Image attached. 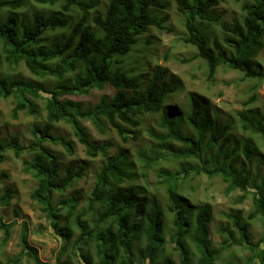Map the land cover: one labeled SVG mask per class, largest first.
<instances>
[{"label": "trees", "instance_id": "trees-1", "mask_svg": "<svg viewBox=\"0 0 264 264\" xmlns=\"http://www.w3.org/2000/svg\"><path fill=\"white\" fill-rule=\"evenodd\" d=\"M34 1L41 6L58 7L59 11H37L33 23L20 21L14 15L0 21V67L5 64L17 70L23 65L40 79H63L76 69L75 62L80 61L86 65V74L75 82L50 86L22 76L10 78L0 75V99L13 97L15 100L12 120H18L21 113L33 117L45 114L44 122L33 127L34 140L28 146L21 144L18 134L11 136L8 143L0 141V163L5 161L7 151L16 158L26 154L31 156L24 161V172L37 181L30 199L39 205L60 239L59 260L66 258L65 264H217L226 250L241 247L251 252L245 264H264V237L254 243L251 235L252 222L258 218L264 222V179L260 185H255L252 193L254 208L248 216L242 218L230 214L229 218H234L233 226H221L219 234L224 239L218 248L214 247L212 240L211 210L204 206L195 214L181 200L182 189L190 176L206 175L211 179L221 177L228 185V193L241 190L243 195L239 201L243 202L252 179L245 165L238 163V155L243 152L252 163L255 155L252 142H246L243 149L239 143L230 147L233 131L230 124L202 125L205 106L195 97L192 98L193 110L188 119L196 135L186 134L183 131L185 116L174 113L167 105L176 97L178 84L161 85L163 77L156 76L152 82L146 77L145 83H150L143 92H139L141 78L112 67L113 56L133 51L141 35L149 33L147 43L150 46L154 44L155 39L150 35L152 28L174 31L166 17L161 18L154 13V10L168 8L165 0H109L105 12L97 10V0ZM224 1L175 0L178 11L185 17L187 37L184 40L197 48L195 55L182 61H205L208 81H214L219 68L226 66L242 74V79L255 80L260 84L264 82V70L256 60L264 49V0L242 3L243 14L234 21L224 20V15L218 12ZM25 4V0H0V10L18 9ZM72 10L80 15L75 23L69 15ZM215 26L221 30L220 37ZM66 27L70 29L67 38L43 43L42 37L46 32ZM69 51L68 57L73 61L63 58ZM62 58L59 64L49 63ZM166 79L170 80L167 76ZM258 84L251 88V95L243 101L244 107H250L257 101ZM106 87L114 89L115 95H106L94 105L85 106L71 98ZM39 100L44 106L39 104ZM148 113L163 114V132H153L158 142L137 150L139 171L136 170L137 163L127 154L109 157L108 145L95 142L84 124L85 120H90L101 130L109 126L127 143L141 137L143 118ZM238 117L244 134L258 135L264 141V113L244 109L238 112ZM60 122L71 126L87 157H109L97 174L92 200L84 210L80 209L77 196H67L69 188L83 176V168L74 172L67 166L66 174L62 175L60 158L44 145L50 141L62 145L69 155L75 154V145L68 137L54 134V126ZM164 163H176L178 169H165ZM156 169L158 183L171 202L168 206L173 215L171 241L180 255L179 262L166 254L170 231L166 222L168 211L154 199L145 198V186L134 184ZM12 192L8 189L0 197V206L11 205ZM56 195L61 196L58 202L55 201ZM96 204L100 207V214L92 223L90 219ZM15 223H7L0 216L4 243L9 241ZM28 231L25 223L20 235L22 249L6 264H21L26 256L35 264H46L39 257V249L31 244ZM189 239L197 253L191 249ZM137 243H145V246L138 249ZM193 255L196 261L192 259ZM224 264L242 263L230 261Z\"/></svg>", "mask_w": 264, "mask_h": 264}, {"label": "rangeland", "instance_id": "rangeland-1", "mask_svg": "<svg viewBox=\"0 0 264 264\" xmlns=\"http://www.w3.org/2000/svg\"><path fill=\"white\" fill-rule=\"evenodd\" d=\"M26 4L18 9L4 8L0 10V21L7 20L9 15H14L20 21L25 20L27 23H33V16L37 11H44L50 13L51 11L58 12L59 8L47 7L36 3L34 0H25ZM99 12H105L109 0H97ZM245 1L251 0H225L218 9L222 13L224 20L234 21L243 14L241 5ZM168 8L163 11L154 10L156 15L166 17L169 26L174 31L166 32L152 28L151 37L155 39L151 46L147 43L149 40V33L143 34L139 37V42L134 50L128 54H116L112 58V67L121 68L129 73L130 76H137L142 80V86L139 92H143L148 84L154 80L156 76L163 77V85L176 83L179 90L176 97L172 98L167 105L171 107L174 113L184 115L183 131L186 134L196 135L194 128L189 123V115L193 110V97L204 103L205 117L202 120V125L207 123L213 127L216 125L230 124L232 126V135H230L229 146L233 147L236 143L240 144L241 149L243 145L251 141L255 148V155L253 162L249 163L245 158L243 152H240L238 163L245 165V170L251 174V186L247 197L243 202L239 201L243 192L235 190L228 193V185L222 178H208L206 175L199 177H192L182 189L181 200L186 207H189L196 214L202 207H208L212 212V221L210 224L212 240L214 247H219L224 237L219 234L221 226L230 224L233 226L234 218H229V215L234 217L240 215L246 218L253 210L252 193L255 191V185H260L264 179V141L260 136H250L244 134L240 129V121L238 112L244 109H253L264 113V82L258 84L257 81H247L242 79L243 75L239 72L232 71L226 66L219 68L214 81H208L207 64L202 59H197L192 63H184L182 60L190 58L197 53V48L187 44L184 38L187 37V30L185 28V17L177 9L175 0H165ZM69 15L75 23L80 15L77 11L72 10ZM215 31L218 37L221 36L219 26H215ZM70 33L69 28H58L54 31H48L43 35V43L45 41H62L67 38ZM142 45V48L140 46ZM1 48V44H0ZM71 51V50H70ZM70 51L63 57L66 61H73V58L68 57ZM57 59L50 61V64H59L63 61ZM76 69L70 71L63 79H40L32 75L23 65L17 70H13L7 65L3 64L0 67V75L10 78L23 77L25 79L36 80L44 83L47 86L57 83L65 84L75 82L77 79L84 77L86 74V65L80 61L75 62ZM256 64L264 70V49L260 52ZM166 76L169 81H167ZM151 80L145 83V80ZM258 84L257 101L250 107H244L245 101L251 95V88ZM115 90L110 87L105 89H95L89 94L72 96L71 98L82 102L85 106L94 105L99 100L108 95L113 97ZM41 106H44L42 101H38ZM15 100L13 97L8 99H0V141L8 143L7 141L14 134L20 136L21 144L28 146L33 140L34 135L32 129L36 123H43L45 114L42 117H33L26 113H21L18 120H12L11 111L14 107ZM163 113V112H162ZM148 113L143 118V126L141 128V137L135 141L130 140L125 143L119 137L117 132L111 127H104L103 130L96 127L90 121L85 120L84 124L87 127L90 135L95 142L108 145L109 157L124 153L131 157L136 162V153L140 147H149L151 144L158 142L153 137L152 133L161 134L163 129L161 121L163 114ZM106 129V130H105ZM54 134L57 136L68 137L75 145L76 152L74 155H69L65 148L60 144H54L50 141L44 143L49 147L59 158L63 169L62 175L66 174L68 167L72 168L74 172L82 169L83 176L80 177L67 192V196H77L80 200V209H87L89 202L92 200V190L94 188L97 174L102 165L107 162L109 157L98 156L94 159L87 157L84 146L81 145L73 133L71 126L66 122H60L54 126ZM5 161L0 163V197L8 190L12 189V203L9 206H0V216L4 217L5 222H16L11 231V236L8 242L4 243V234L0 230V264H6L11 258L20 253L22 247L20 244V235L22 227L26 223L28 225L29 240L32 245L39 249V257L46 264H65L68 260L62 258L59 260L60 239L51 226L50 220L41 211L39 205L30 199V193L37 185V181L31 174L24 172V161L31 159L29 154L22 158H16L11 151L4 154ZM137 163V162H136ZM68 166V167H67ZM137 163V169L139 167ZM165 169L175 171L178 169L176 163H164ZM139 171V170H138ZM143 171V168H142ZM6 174L7 177H2ZM158 169L149 172L147 178H142L139 182L134 184L143 185L147 188L145 198L147 200L154 199L161 207L164 206L168 211V219L166 220L169 226V233L167 234L168 243L166 245V254L171 255L177 262L180 261V255L174 250V245L171 241V228L173 215L170 213L168 206L171 202L168 200V195L164 188L159 185ZM130 184V183H128ZM129 187V185H128ZM61 199L60 195H56L55 201ZM99 205L96 204L93 210V217L91 222L94 223L99 217ZM18 214L16 215V212ZM236 232V231H235ZM237 237L238 234L236 233ZM252 241L258 242L264 237V222L261 218L252 222ZM191 249L197 253V250L191 240L189 239ZM137 248L144 247L145 243H137ZM251 252L248 249L241 247H234L224 252L222 259L217 264H224L230 261L246 263V259ZM192 259L196 261L193 255ZM21 264H35V262L24 257Z\"/></svg>", "mask_w": 264, "mask_h": 264}]
</instances>
